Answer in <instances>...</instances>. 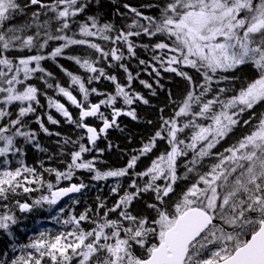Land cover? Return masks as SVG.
Returning <instances> with one entry per match:
<instances>
[{
    "label": "snow or ice",
    "instance_id": "6c2138e0",
    "mask_svg": "<svg viewBox=\"0 0 264 264\" xmlns=\"http://www.w3.org/2000/svg\"><path fill=\"white\" fill-rule=\"evenodd\" d=\"M92 2L0 0V158L7 165L10 154L20 157L18 167H0V230L13 237L17 209L30 213L81 193L87 187L83 181L60 186L77 170L92 174L93 181L116 178L110 194L118 199L110 208L100 201L95 210L86 208L79 215L66 213L69 205L59 208L57 215L65 213L66 218L52 219L66 226L63 230L41 231L26 244L13 242V252L19 249L20 254L0 264H264V111H256L264 106V0H156L147 5L155 15L124 3L125 11L118 7L115 15L128 19L131 13V22L120 27L101 22L100 13L87 14ZM73 48L82 54H67ZM139 49L151 51V59H139ZM58 58L78 65L87 80L59 64ZM132 58L151 67L157 78L161 70L179 77L185 88L179 99L169 90L172 114L165 117V109L159 110V128L133 150L123 167L101 170L99 156L85 159V154H103L97 147L101 135L107 138L109 129L118 128L121 115L138 120L133 107L137 102L149 104L132 91L139 77L127 66ZM49 60L69 78L68 87L51 82L55 77L44 67ZM102 63L107 69H122L127 83L100 67ZM242 68L250 74L238 75ZM101 79L110 81L115 92L88 87ZM33 80L63 96L78 109V116ZM140 83L152 88L145 80ZM156 83L163 88L159 79ZM92 94L105 98L93 103ZM41 96L49 109L84 132L76 140L64 138L63 145L78 146L64 171L40 162V172L22 158L21 138L40 148L27 119L42 107ZM121 99L124 107L118 108ZM102 106L111 109L110 119ZM89 118L102 126L90 125ZM47 119L59 123L51 114ZM35 122L52 135L40 116ZM237 129L247 131L214 152ZM159 142L166 143V150L137 171L141 158L154 154ZM208 160L215 162L206 164ZM44 173L53 175L55 183ZM121 178L128 181L127 188ZM180 184L184 187L177 192ZM37 192L31 203L17 198ZM145 195L151 200H143ZM141 200L144 211L134 210Z\"/></svg>",
    "mask_w": 264,
    "mask_h": 264
},
{
    "label": "trees",
    "instance_id": "16d2710c",
    "mask_svg": "<svg viewBox=\"0 0 264 264\" xmlns=\"http://www.w3.org/2000/svg\"><path fill=\"white\" fill-rule=\"evenodd\" d=\"M125 1L126 2H124V0H99V4L97 5L96 0H93L91 8L87 14L94 15L96 13H100L103 17L101 22L110 21L115 23L117 27L131 22V13H129L128 19H124L118 15H115L116 9L118 7L121 12L125 11V9H123L124 3H128L132 7L139 8L145 13V15L156 14V11L154 9L147 7V5L155 3L156 0ZM143 42L147 43V38H143ZM52 46L54 47L55 44H53ZM47 51H51V48H48ZM67 54L79 55L82 53L81 49L73 48L71 52H68ZM151 55V51H146L144 49L138 50L139 59L149 61L151 59ZM58 63L62 64L65 68H67L74 74L81 75L85 79V81L87 80V74L74 62L63 58H58ZM126 63L129 71L134 77L137 73H139V77L137 79H134L132 83V91L139 92L141 95H143L145 99L149 100V104L144 105L137 102L133 107H135L136 109L137 115L139 117L138 120L134 121L128 116L121 115L117 120L119 127H113L108 130V132L106 133L107 138H105L104 135H101L100 139L97 141V147L104 149L103 154H98L95 152L85 154V159H91L92 156L98 155L99 159L103 161V163H99L97 165V167H99L101 170L123 167L127 163L130 156L133 155V150L140 148L142 143L146 141L149 136L154 134L157 128H159V117L161 115L159 110L161 108L165 109V113H163L165 117L172 114L173 108L169 105L168 99L169 90H171V92L173 93L174 98L179 99L181 93L185 88L184 82L179 77H175L173 74L165 73L161 70V78H157L155 76V73L151 72V67L147 65H140L139 60L136 58H132L130 61H126ZM99 66L105 67L109 74H117L121 83H127L126 74L122 69H107V66L103 63ZM44 67L47 68L48 71H51L53 73L55 77V79L51 81L53 84H55L56 80H58L62 84V86L68 87L69 78L63 72H61L52 61L49 60L44 62ZM241 74L245 76L249 75L250 69L242 68L241 73H238V75ZM157 79H159V83L163 85V88L157 85ZM140 80H145L148 83L152 84V88H145L144 85L140 83ZM32 82L38 84V86L41 88V91H46L48 96H52L53 98L60 100L61 103H64L74 116H78V109L71 105L63 96L58 95L54 89H45L41 81L33 80ZM88 87H95L100 92L105 93L115 92V86L110 81L104 79H101L100 81H93L91 85H88ZM153 90H155V95H152ZM73 94L76 95L78 99L81 98L78 90H73ZM104 98V96H97L95 94H92L90 96V100L93 103H96L100 99ZM40 100L42 107H38L37 112L34 115H30L27 119L28 128L37 133L36 140L39 143L40 148H36L31 144H24V141L21 138L20 144L24 145V155L22 158L25 164L37 168V170L40 172H43V168H41L40 162H43V166L45 168L53 167L57 168L60 171H64L67 167V163L70 162L71 151L76 150V147H78L73 146L72 144L63 145L64 138L70 137L72 140H76V138L83 135L84 132L83 130L76 129L75 125L67 123L65 121V118L58 112H56L54 108L49 109L47 106V100L44 96H41ZM116 107H124L122 99L117 101ZM102 111L105 112L109 119L111 118L110 108L102 106ZM256 111L257 113H259L260 111H264V106L257 108ZM47 114H51L56 120L59 121V123H49ZM37 115L41 117V120L43 121L45 127L49 129V132L52 133V135H48L40 129V125L35 122ZM245 119H247V116H245ZM148 121H152V124H148ZM88 123L97 128H99V126L101 125V121L92 118L88 119ZM243 131H247V129H237L229 138L226 139V141L218 145L214 152L223 151L225 147L238 139L243 134ZM55 133H60V135L57 136L55 135ZM84 142L87 143L86 140ZM109 143L112 144V148L110 150L108 148ZM166 148L167 145L165 142H159L154 154H152L148 158H141V160L138 162V167L136 170L142 171L151 163V159H154L156 155L160 154V152L165 151ZM40 149H46L47 151H41ZM188 158L190 159L191 157L189 156ZM19 159L20 157H14L10 154L9 163L7 165H4L2 163L3 158H0V167H9L14 169L15 167L19 166ZM212 162L215 161H205L206 164ZM180 163L181 165H183L184 161L181 160ZM180 172H183V168L180 169ZM91 175L92 174L88 173L85 170H77L71 181H62L60 186H65L69 183H80L81 181H83V183L87 185L85 189L81 190V193L71 196L67 201L63 203H58L57 205L51 207H49L48 205L37 207L30 213H20L17 209L15 214L17 215L18 223L16 225H13L11 229L13 232V237H7V234L0 230V253H8L7 256L0 254V260L10 259L15 255L20 254L19 249L13 252L11 247L13 242H15L16 244H26L29 242L30 237L38 235L41 231H48L54 234L60 230H63L66 226L57 223L56 220L52 219V217L55 216L57 217V219L66 218L65 213H60L59 215H57L59 208L65 207V205H69V207L65 209L66 213L68 211H72L76 215H79V213L83 212L86 208H92L93 210H95L96 205L100 201H104L107 207H112V205L118 199V196H116L115 194H110L111 186L115 184L116 178H109L107 181H93L91 179ZM44 176L46 179L52 180L53 183H55V178L53 175L44 173ZM121 183L123 184V187L127 188L128 181L126 180V178H121ZM183 187V184L178 185L177 192H179ZM39 195V192L33 193L31 194V198H29L27 195L22 194L17 198L21 201L28 200V202L31 203L32 199H35ZM98 197L99 199H97ZM72 199H77L78 203L73 205L71 203ZM143 200H151V197L145 195L143 197ZM143 200L138 201L133 205L134 210L139 212L144 211ZM94 214L95 213L93 212V215ZM112 218L115 217L113 216ZM89 226L90 225H88L87 223L85 224V227Z\"/></svg>",
    "mask_w": 264,
    "mask_h": 264
},
{
    "label": "bare ground",
    "instance_id": "6f19581e",
    "mask_svg": "<svg viewBox=\"0 0 264 264\" xmlns=\"http://www.w3.org/2000/svg\"><path fill=\"white\" fill-rule=\"evenodd\" d=\"M154 1V0H153ZM124 2H126L125 0H124ZM141 2V1H140ZM146 3V2H145ZM164 100V99H163ZM168 107V106H167ZM165 113V112H164ZM119 119V117L117 118V120ZM116 152V151H115ZM107 157V156H106ZM58 160V159H57ZM57 162V161H56ZM51 166H53V165H51ZM48 176V175H47Z\"/></svg>",
    "mask_w": 264,
    "mask_h": 264
},
{
    "label": "water",
    "instance_id": "95a60500",
    "mask_svg": "<svg viewBox=\"0 0 264 264\" xmlns=\"http://www.w3.org/2000/svg\"><path fill=\"white\" fill-rule=\"evenodd\" d=\"M72 194H70V196H71ZM68 197H65V198H63L60 202H62V201H64V200H66Z\"/></svg>",
    "mask_w": 264,
    "mask_h": 264
}]
</instances>
